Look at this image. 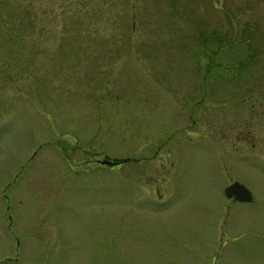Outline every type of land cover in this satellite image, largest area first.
<instances>
[{
  "label": "rangeland",
  "instance_id": "1",
  "mask_svg": "<svg viewBox=\"0 0 264 264\" xmlns=\"http://www.w3.org/2000/svg\"><path fill=\"white\" fill-rule=\"evenodd\" d=\"M262 113L264 0H0V264H264Z\"/></svg>",
  "mask_w": 264,
  "mask_h": 264
},
{
  "label": "water",
  "instance_id": "2",
  "mask_svg": "<svg viewBox=\"0 0 264 264\" xmlns=\"http://www.w3.org/2000/svg\"><path fill=\"white\" fill-rule=\"evenodd\" d=\"M99 164H105L108 166H113L120 162V160H108L106 158H102L101 160H97ZM224 193L226 196L233 195L234 198L238 201H247L249 199V192L240 184L233 183L224 189Z\"/></svg>",
  "mask_w": 264,
  "mask_h": 264
},
{
  "label": "flooded vegetation",
  "instance_id": "3",
  "mask_svg": "<svg viewBox=\"0 0 264 264\" xmlns=\"http://www.w3.org/2000/svg\"><path fill=\"white\" fill-rule=\"evenodd\" d=\"M252 117H254V118H256L255 120H257L258 122H260V123H262L261 124V126H260V128H258L257 129V136L259 137V139H258V145H259V147H260V149H261V153H263V155L262 156H264V115H263V113L261 114V116H252ZM241 139H242V141L244 142V140H245V137H241ZM248 147H249V145H248ZM260 163L261 164H264V159H262V158H260ZM262 172V171H261ZM234 181H237V182H240L241 183V181L240 180H236V179H233V180H231L230 182H228L226 185H228V184H230V183H232V182H234ZM242 184H244V183H242ZM225 185V186H226ZM245 185V184H244ZM224 187V186H223ZM226 199H229V200H232L233 202H235L231 197L230 198H226ZM252 200V196H251V199H250V201Z\"/></svg>",
  "mask_w": 264,
  "mask_h": 264
}]
</instances>
